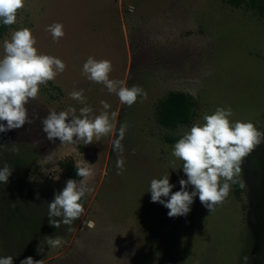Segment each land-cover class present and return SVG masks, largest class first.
I'll use <instances>...</instances> for the list:
<instances>
[{
	"label": "rangeland",
	"instance_id": "374dc122",
	"mask_svg": "<svg viewBox=\"0 0 264 264\" xmlns=\"http://www.w3.org/2000/svg\"><path fill=\"white\" fill-rule=\"evenodd\" d=\"M57 22L65 33L58 42L46 31ZM22 27L32 31L39 52L61 59L66 69L41 85L38 98L26 106L33 123L0 133V154L13 142L32 153L31 165L0 183V192L8 197L16 183L24 194L41 198L48 210L69 179L59 160L74 167L90 163L93 176L81 201L84 214L71 230L61 225L53 234L42 233L20 261L32 256L41 264H264V143L242 161L239 191L232 184L211 213L197 196L186 216L169 217V209L152 202L148 191L150 181L164 174L172 191L180 190L179 180L187 177L181 161L171 156L173 145L217 107H231L233 122L251 121L264 132V15L226 0H25L16 23L0 37V58L3 41ZM89 56L110 60L109 78L141 86L147 99L138 97L129 108L103 84L88 80L81 73ZM73 90H83L92 115L103 110L104 100L109 112L118 114L115 128L127 125L122 174H117L113 151L116 131L88 145L52 142L42 131L41 119L51 109L72 106L79 115L85 105L69 97ZM169 91L193 99L190 123H159L157 104ZM85 220L95 226H83ZM45 236L62 243L50 248ZM4 252L0 237V257Z\"/></svg>",
	"mask_w": 264,
	"mask_h": 264
},
{
	"label": "clouds",
	"instance_id": "9594fccd",
	"mask_svg": "<svg viewBox=\"0 0 264 264\" xmlns=\"http://www.w3.org/2000/svg\"><path fill=\"white\" fill-rule=\"evenodd\" d=\"M25 0H0V23L11 26L17 21V13L24 8ZM53 40L59 41L64 35L63 24L48 25ZM37 41L32 31L22 27L12 31L10 39L3 41L4 55L0 58V133L19 129L26 123H33L26 107L31 100L38 98L40 86L54 81L63 73L66 64L59 58L44 54L35 47ZM113 66L110 60L89 56L82 67V75L94 83L103 84L109 93L118 96L121 104L131 108L138 97L147 99V92L138 85L126 87L123 81L109 78ZM69 97L84 107L77 109L69 106L67 110L57 112L51 109L41 119L42 131L49 141L57 139L61 144L84 145L100 141L102 137L117 132L113 141V151L117 153V174L123 173L125 160L123 145L127 125L115 128L113 121L117 112H109L111 105L100 101L102 111L92 115L93 109L87 105L83 90H73ZM231 107H217L211 114H204L203 123H194L173 145L171 156L181 161L183 173L187 179L179 180L180 190L173 192L169 174L150 181L148 191L151 201L159 202L169 209V217L186 216L195 197L210 213L228 197L231 185L237 183L241 173L242 161L260 144L264 143V132L258 130L251 121H232ZM36 118H39L38 116ZM6 122V123H5ZM10 149L19 153V146L13 142ZM4 145H0L2 148ZM76 175L81 177L68 179L65 187L56 192L48 203L49 224L59 228L61 224L69 226L84 214L82 198L90 191L88 181L93 176L91 164H76ZM175 163L173 162V167ZM13 168L5 164L0 168V183L7 184ZM56 179H59L57 177ZM189 185L192 191H188ZM241 187L243 184L241 183ZM168 197L167 200L163 199ZM83 226L93 228L94 221L85 220ZM45 243L50 248H57L62 241L59 238L45 236ZM245 259H247L245 257ZM0 264H14L12 256L0 257ZM20 264H41L32 256H27Z\"/></svg>",
	"mask_w": 264,
	"mask_h": 264
},
{
	"label": "trees",
	"instance_id": "16d2710c",
	"mask_svg": "<svg viewBox=\"0 0 264 264\" xmlns=\"http://www.w3.org/2000/svg\"><path fill=\"white\" fill-rule=\"evenodd\" d=\"M231 5L248 4L255 8L261 15H264V0H226ZM10 26L0 23V37ZM194 101L191 96L182 91H169L162 98L156 108L159 123L167 127H175L179 124H188L191 121L194 110ZM10 147L0 154V165L7 164L13 168L12 175L23 173L31 165L32 153L24 148H19V153L10 151ZM38 151L35 149V160ZM2 166V167H3ZM59 168L69 179L81 178L76 175V168L67 160L58 161ZM234 190L239 191L238 177ZM12 194L8 197L0 192V237L3 241L4 255L12 256L14 264L20 262L19 256L22 251L35 238L40 239L42 233L53 234L57 232L49 224L48 210L41 198H33L30 194H24L18 190L17 184L12 186ZM16 187V191L14 188ZM63 225V224H61Z\"/></svg>",
	"mask_w": 264,
	"mask_h": 264
}]
</instances>
